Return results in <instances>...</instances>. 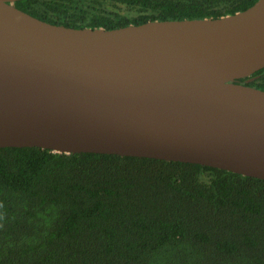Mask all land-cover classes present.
<instances>
[{"label":"water","instance_id":"water-1","mask_svg":"<svg viewBox=\"0 0 264 264\" xmlns=\"http://www.w3.org/2000/svg\"><path fill=\"white\" fill-rule=\"evenodd\" d=\"M0 0V147L181 161L264 179V0L105 29Z\"/></svg>","mask_w":264,"mask_h":264},{"label":"trees","instance_id":"trees-1","mask_svg":"<svg viewBox=\"0 0 264 264\" xmlns=\"http://www.w3.org/2000/svg\"><path fill=\"white\" fill-rule=\"evenodd\" d=\"M258 0H20L113 29L219 18ZM264 90V68L235 80ZM0 264H264V179L197 163L0 147Z\"/></svg>","mask_w":264,"mask_h":264}]
</instances>
